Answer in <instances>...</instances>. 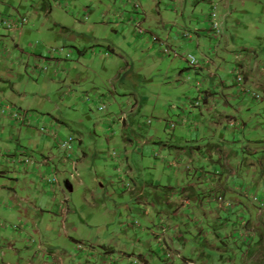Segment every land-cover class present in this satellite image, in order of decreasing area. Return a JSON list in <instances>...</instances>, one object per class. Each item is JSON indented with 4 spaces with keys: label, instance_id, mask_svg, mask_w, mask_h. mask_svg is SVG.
Instances as JSON below:
<instances>
[{
    "label": "crops",
    "instance_id": "1",
    "mask_svg": "<svg viewBox=\"0 0 264 264\" xmlns=\"http://www.w3.org/2000/svg\"><path fill=\"white\" fill-rule=\"evenodd\" d=\"M31 1L37 10L29 11L32 16H39L41 7L54 18L53 38L70 40L57 47H73V57H78L59 66L51 64L49 72L34 77L32 68L48 63L50 47L39 42L22 47L32 32L30 22L18 29L0 27V98L28 111L30 124L42 122L37 129L0 115V153L8 156L0 158V264H69L76 243L88 239L82 234L96 233L104 221L122 231L108 241L102 236L105 230L93 236L95 248L109 250L98 252L95 264H132L134 256L153 264L155 252L166 248L208 264V252L219 251L225 237L235 239L241 234L238 221L254 215L250 195L257 191L264 197V0H77L82 1L80 8L73 5L75 0ZM211 10L219 12L221 28L214 44L209 42L213 36L206 16ZM0 15L23 16L12 8L0 9ZM137 23L145 35L135 31ZM184 31L191 38H183ZM151 35L183 55H195L199 67H191L185 57L168 60ZM100 39L104 43L97 42ZM90 40L95 42L86 46ZM92 45L101 47L99 52H111L110 57L104 53L106 62L95 72L96 77L109 79L107 96L89 90L98 86L94 77H84L82 67L89 69L90 57L97 53L89 51ZM14 56L19 57L13 60ZM239 72L246 78L244 89L260 94L261 100L241 91ZM39 79L40 88L63 85L64 97L81 106L89 103L97 110L105 96L116 112L127 113L128 122L121 130L132 129L134 136H121L120 158H111L102 148V137L99 146L80 135L81 172L72 177L62 170L64 180L56 186L42 179L39 164H11L22 148H28L39 162L47 157L62 165L59 139L40 128L49 124L59 138L70 128L26 106L40 95L32 97L34 81ZM88 92L94 93L90 102L84 97ZM200 92L206 95L203 106L190 108ZM149 117L155 118L154 124ZM144 118L150 119L147 126ZM169 121L177 123L174 130H169ZM96 122L103 135L105 128H112L113 121ZM144 127L145 133H140ZM105 138L108 145L120 140ZM25 140L28 146H23ZM135 158L138 162L132 161ZM103 168L112 170L114 178L106 182ZM68 173L79 180L70 181ZM122 180H129L133 190L122 189L117 183ZM78 191L83 194L81 209L75 208L71 197ZM215 194L223 195L224 203ZM133 218L140 219V227L133 226ZM127 245L134 254L128 253ZM95 248L84 253L85 260L94 257ZM77 260L91 264L81 256Z\"/></svg>",
    "mask_w": 264,
    "mask_h": 264
},
{
    "label": "rangeland",
    "instance_id": "2",
    "mask_svg": "<svg viewBox=\"0 0 264 264\" xmlns=\"http://www.w3.org/2000/svg\"><path fill=\"white\" fill-rule=\"evenodd\" d=\"M104 1L105 0H101V2H104ZM32 2L33 1L29 0L28 4H24L25 0H0L1 10H6V8L17 9L19 10V13H21V15H26L29 18L30 23L28 25V28L31 25L33 26L32 32L31 34H29L31 38L27 36L26 39L23 40L21 43L22 47L26 49L30 43L36 44L37 42H39L40 45L44 47L45 46L57 47V46L67 45L68 43L66 42H70V40L65 41V39L57 40L53 38V36H55V34L57 33V27L54 25V22H55L54 18L52 16H48L46 11L42 10L41 7H39L40 9L38 12L40 13V15L32 16L33 13L31 14L29 11L31 10H34L35 12L37 11L35 7H32ZM22 5H26V7L28 6L27 9L26 8L22 9L21 8ZM73 5H76V7L80 8L82 6V1L80 2V1L75 0V3ZM213 12L214 11L211 10V12L209 11V13L206 14L207 20H211V14ZM216 14H217V20H218L219 12L217 11ZM216 38L217 37H214V36L210 37L211 40H209V42L214 44L215 40H217ZM88 42H90V44H93L95 41L94 40L85 41L86 46H88L87 45ZM97 42L104 43V39H100ZM68 47L72 50L74 49L73 47H70V46ZM13 48L11 47V49ZM88 49L89 51H92L94 53L97 52V53L95 56L90 57L91 59H93V62L88 63V65L90 66L89 69H85L86 65H85V68L82 67L83 72L85 74L84 77H88V76L94 77V81L97 84L96 86H98V87L90 88L89 90L103 91V93L106 92V96H107L110 93L109 86L111 87V85H107V82L109 81V79L107 80L106 77L103 75H101V77L95 76V72L98 71L101 65L106 62V58H105L106 55L104 56L105 52L104 51L99 52L101 47L96 46V45H92L88 47ZM73 51H75V49ZM15 54L20 55V57L22 55L19 52H16ZM18 57L19 56H14L13 60H16ZM77 57H78V54H75V56L72 57L71 60H75ZM166 57L170 61L173 59L174 60L178 59V58H174L172 56H167V55ZM69 74L71 73L69 72ZM36 82L37 84L33 89L34 94L32 97H36L37 94H40L38 95L39 99L36 98V100L34 101L30 100L28 105L26 106L27 107L33 106L31 107L32 109H29V110H32L38 114H42V118L47 119L48 121L52 122L53 120H55L56 123H58L57 120L58 119L61 120L62 122H60V125H64L70 128L66 130V134H74V135H79V136L84 135L85 137L90 138V139L86 138L88 139V141L94 142L93 144H96L97 142V145L99 146L102 144V139H100V137H102L103 143H104L102 148H104L105 150H108L109 152H113L114 150L122 151L120 147L123 145L122 143H124V141L121 140L120 138L123 134L126 133V134H129L131 137L134 136L132 129L125 131V133L123 130H121L124 124L115 117L116 115L120 114V112H116V108L114 106L113 107L111 106V99L104 96V100L99 103L100 105L103 104V105H106L107 107V111L102 113L96 110L94 108V105L92 104L88 103L87 106L86 105L81 106V104H78L77 101H74V100L70 101V97H64V91L66 90L63 87V85L59 83L57 85L54 84L50 88L49 87L40 88L38 87V85L41 84L40 79L38 81H34V83ZM103 85H106V86L103 87ZM37 92H40V93H37ZM121 97H126V96L121 95ZM23 108L27 109L26 107H23ZM111 115L113 117L109 118L111 117ZM99 118H101V121ZM149 118H151L152 124H154L155 118L154 117H149ZM81 120L84 121V124L82 125L79 123L81 122ZM148 120L150 119L148 118L143 119L145 126L148 125L147 124ZM95 121H97L96 124L104 123V122L111 123L113 121L112 126H111L112 128L110 127L108 129L105 128V133L103 135V133H101L100 131L101 129L95 128V124H94ZM36 124L37 123L32 121L30 125L31 126L35 125L37 126V129H39L38 127L42 124V122L38 123V125ZM145 130L146 128L144 127L141 130H139V132L141 133L142 131L143 133H145ZM104 136L107 138H110L111 136H115V138H119L120 140L118 141V145L116 144L108 145L106 142V138ZM157 145L158 144H154V146H157ZM23 146H28L26 140L24 141ZM156 154H160L159 151H157ZM60 155H61L60 156V160H61V157H62L61 151H60ZM132 161L138 162V158H135ZM148 166H151V164H148ZM103 169L104 171L102 174L106 175L105 177V179L107 180L106 182H108L111 178H114V175H113L114 172L112 170H105V168ZM48 170H50L49 171L50 173H52L54 170L59 171L58 172L59 182L62 181L61 179L64 180V177L62 176V172H63L62 170H67L69 173L71 172V170L69 168H66V166H64L63 163L61 165L57 162L52 163ZM78 172H81L79 168H78ZM69 173H68V176H69ZM68 179L74 182V181H78L79 177L72 180L69 176ZM71 197H73L74 199L73 202H74V205H76L75 208L81 209L82 205L84 204L83 194L78 191V192H74L73 196ZM261 198H262V202L264 203V197H262V195L258 193L257 191L253 192L250 195L251 203L254 206V215L249 219L245 218L242 221V224L238 226L241 228L240 229L241 234L239 233V235L235 239H230L229 237H225V240L221 241V243L219 244V249H220L219 251H209L208 252L209 256L206 259V262L208 264H264V206L263 207L260 206ZM133 220L138 221V223H140L141 225L140 219L133 218ZM99 225H100V229L97 230L96 233L93 231L90 232V230H88L85 234H82V237L85 236V237H88V239L86 241H79V243L86 244V247L79 249L78 242H77L75 246L77 251L75 250L76 253L74 252L72 254L74 258L70 259L69 264H79L77 260L78 256H81V258L83 259V262L87 261L88 263L95 264L97 261L96 256L98 255V252L106 253L109 251L108 246L107 247L99 246L95 248V243L91 241L94 238L93 236H96V234L100 236L101 233L105 230L102 236L105 241L106 240L108 241V240L114 239L115 234L121 233L122 229L114 228V225L111 221L109 223H106L105 221L100 222ZM93 247L95 248L94 257L90 260H85L84 253H89V254L93 253L94 252ZM127 248H128L127 249L128 253L134 254V249H132L131 245H127ZM155 254H157V256L155 260L153 261V264H170L167 261H164V259H161L162 251H158V252L156 251ZM101 260L102 258L99 259V261ZM195 262L197 264H202V260H199V263L197 261ZM97 264L99 263L97 262Z\"/></svg>",
    "mask_w": 264,
    "mask_h": 264
},
{
    "label": "built area",
    "instance_id": "3",
    "mask_svg": "<svg viewBox=\"0 0 264 264\" xmlns=\"http://www.w3.org/2000/svg\"><path fill=\"white\" fill-rule=\"evenodd\" d=\"M135 8L139 10L140 6L138 3H136ZM211 22L210 25V33L212 36L219 38L221 34V28L220 24L217 20V14L216 12H213L211 14ZM29 23V18L26 15L23 16H17V15H0V27L5 28V29H13V28H20ZM135 31L140 34V35H145L147 31L140 25V23L135 24ZM182 37L185 39L191 38V33L189 31H184L182 34ZM152 43L154 46H156L160 53L167 55V56H172L174 58L178 57H185L186 60L189 62L191 67L197 68L199 67V59L190 53L182 55L179 50L175 47H173L170 43L167 41L161 39L157 35H151L150 36ZM47 53H49V58L47 59L48 63H44L39 69L37 68H32L31 73L34 77L39 76L40 74L44 72H49L50 70V65L53 64L55 66H59L60 64H64L67 61H70L71 58L73 57V51L71 49H67L65 47H50L47 49ZM106 57L111 56L110 51H106L105 53ZM46 60V58H44ZM236 79L238 84L241 86V91L252 94V96L259 100L260 95L251 93L249 89H244L243 84L245 83V77L242 72H239L236 75ZM94 92V91H93ZM93 92H88L84 95L85 99L87 102L92 101L93 97ZM205 93L200 92L197 97L193 99V101L188 104L190 108H201L203 106L204 100H205ZM97 110L99 112L104 113L107 111L106 105H98ZM0 115L2 116H13L15 119L19 120L22 124L29 125L30 124V113L25 110H21L17 108L15 105H13L10 102L4 101L0 98ZM113 116L111 115V118ZM120 122L125 124L128 120V115L125 112H122L118 115L115 116ZM55 125V124H54ZM169 130H174L177 126V123L174 121H169ZM49 124H44L41 126L40 130L41 133L46 134L49 133L52 137L59 139L58 142V147L59 150L62 153L61 161L66 166V168H69L71 170L70 175L73 177L74 175H77L78 173V163L80 160V153H81V145L83 143V138L79 135H74V134H65L59 138V134L56 130L54 132H50L49 129ZM56 126V125H55ZM31 149L28 148H22L19 153L13 158V161L11 164H20L25 167H31L35 164H39L42 166L40 170V174L43 180L47 182L50 186H56L58 183V170H54L52 173L49 172V167L51 166L52 159L50 158H41V162L37 160V156L35 153H33ZM6 156V159L8 160V156L6 154L0 153V158L2 156ZM109 156L114 159L120 158V153L117 150H114L113 152H109ZM121 183L122 189L126 191H131L133 190V184L129 180H122V182H117ZM219 201H223L222 196L218 195L217 196ZM262 206L264 205L263 203L261 204ZM134 225L136 227L140 226V223L138 221H134ZM79 249L85 248L86 244L84 243H79L78 244ZM162 259L164 261L169 262L170 264H176V260H179L181 264H195L191 261L183 262L180 260V256L174 253L170 249H165L164 252L162 253ZM132 264H144L143 260L139 256H134L132 259Z\"/></svg>",
    "mask_w": 264,
    "mask_h": 264
},
{
    "label": "clouds",
    "instance_id": "4",
    "mask_svg": "<svg viewBox=\"0 0 264 264\" xmlns=\"http://www.w3.org/2000/svg\"><path fill=\"white\" fill-rule=\"evenodd\" d=\"M182 54V53H181ZM183 55V54H182ZM243 73V72H242ZM244 77H245V75H244ZM246 79V78H245ZM236 81H237V79H236ZM238 83V82H237ZM250 90V89H249ZM251 91V90H250ZM251 93H252V91H251ZM255 94H257V93H255ZM258 95H260V94H258ZM262 99V96L260 95V99L259 100H261ZM257 100V99H256ZM219 194H215V196H216V199L218 200V198H217V196H218ZM220 196H222V198H223V201H219L220 203H224V196L223 195H220ZM263 202H262V198L260 199V204H262ZM264 204V203H263ZM261 207H263L262 205H260ZM244 219L242 218V220L239 222L238 221V225L237 226H240L241 224H242V221H243ZM133 226L134 227H136L135 225H134V221H133ZM141 226V225H140ZM140 226H138V227H140ZM171 250V249H170ZM174 253H176L174 250H172ZM164 252V250L162 251V253ZM177 254V253H176ZM178 255V254H177ZM180 256V255H179ZM140 257V256H139ZM161 259H162V256H161ZM180 260L181 261H183V262H187V261H191V262H193V263H195V264H197L195 261H192V260H189V259H185L184 257H180ZM177 262H179V263H177ZM169 263V262H168ZM176 264H181V262L179 261V260H176Z\"/></svg>",
    "mask_w": 264,
    "mask_h": 264
}]
</instances>
